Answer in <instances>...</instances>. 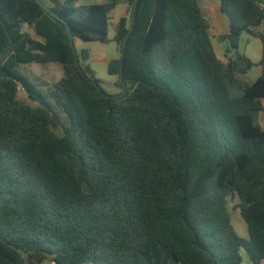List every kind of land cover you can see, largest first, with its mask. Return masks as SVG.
I'll return each instance as SVG.
<instances>
[{
    "label": "trees",
    "instance_id": "obj_1",
    "mask_svg": "<svg viewBox=\"0 0 264 264\" xmlns=\"http://www.w3.org/2000/svg\"><path fill=\"white\" fill-rule=\"evenodd\" d=\"M50 2L60 19L0 0V264H242V251L264 264L263 0H220L227 61L200 0ZM121 4L108 73L126 92L112 96L77 63L66 24L74 40L108 43ZM245 33L262 41L258 63L239 53ZM33 63L61 65L50 96L67 123L20 70Z\"/></svg>",
    "mask_w": 264,
    "mask_h": 264
},
{
    "label": "rangeland",
    "instance_id": "obj_2",
    "mask_svg": "<svg viewBox=\"0 0 264 264\" xmlns=\"http://www.w3.org/2000/svg\"><path fill=\"white\" fill-rule=\"evenodd\" d=\"M86 0H79V5H84ZM47 3V2H46ZM81 3V4H80ZM90 3V2H87ZM125 4L117 7L113 14V20L111 21L109 30V40L108 43L100 42H85L81 39H75V48L80 56V62L85 66H89L91 71L94 73L95 78L100 82V86L112 96H117L121 94L122 90L118 86V77L112 76L108 73V65L111 61L120 58V51L118 45L115 42V35L117 28L119 27V19L122 17ZM34 37L41 39L33 30L28 29ZM248 35L247 33L244 34ZM217 45V44H216ZM225 45L222 43V46ZM83 50H88L90 52V58L87 61H83L81 54ZM239 53H243V45L240 46ZM235 55V54H234ZM233 55V56H234ZM223 57V56H222ZM225 58V57H224ZM20 70L27 74V76L39 87V89L48 96L50 101L54 104L55 111L62 117L65 123H67V116L60 109L59 100L53 96H50L51 90L54 89L56 85L63 77L64 71L59 63H45V64H30L20 66ZM58 97H61L59 92H54ZM18 98L27 102L32 107H37L38 104L30 100L23 89L19 90ZM260 121L264 125V113L260 115ZM58 134H62V130L56 131ZM239 204V199L237 196H230L228 198V208L232 216V224L236 229L240 237L244 239H249L248 227L242 218L240 211L237 209ZM243 261L242 264H250V260L245 253L242 251ZM44 264H52L50 262H45ZM91 264V263H89Z\"/></svg>",
    "mask_w": 264,
    "mask_h": 264
},
{
    "label": "crops",
    "instance_id": "obj_3",
    "mask_svg": "<svg viewBox=\"0 0 264 264\" xmlns=\"http://www.w3.org/2000/svg\"><path fill=\"white\" fill-rule=\"evenodd\" d=\"M42 1L44 3L47 2L46 3L47 5H51L50 0H42ZM86 1L90 2V3L85 2L84 5L101 4V3H106L109 0H86ZM78 2H79V0H78ZM263 7H264V0H263ZM200 8L202 10L203 16L206 19H208V21L210 22L211 28H210L209 33L211 36L212 45H213V48L215 50L216 55L218 56V58L220 60L227 61V59L225 57L226 43H223L225 45L222 46V43H220L218 41V37L229 31L230 24H229V20H228L227 16L221 11L220 0H200ZM113 14H114V12L112 13L111 21L113 20ZM123 17H129V9H128L127 5H126V8L124 9L122 17L119 19L118 24H120V20ZM111 21H110V25L112 23ZM259 29H260V31L264 32V23L261 25V27ZM109 30H110V28H109ZM242 45H243V53L242 54L246 55L248 58H250L255 63H258L261 60L262 55H263V44H262V41L260 39L251 37L249 34L245 35V37L243 35L240 46H242ZM261 74H262V69H261V67L257 66L255 68H253L246 75H243L242 78L247 83L252 84L261 76ZM235 95H239V94L235 93ZM262 103L264 106V99L262 100ZM260 123H261V121H260ZM261 125L264 128V125L262 123H261Z\"/></svg>",
    "mask_w": 264,
    "mask_h": 264
},
{
    "label": "water",
    "instance_id": "obj_4",
    "mask_svg": "<svg viewBox=\"0 0 264 264\" xmlns=\"http://www.w3.org/2000/svg\"><path fill=\"white\" fill-rule=\"evenodd\" d=\"M36 2L38 4H40L42 6V8L44 10H46L47 12H49L53 17L60 19L58 14L56 12H54L52 10V8L49 5H47L46 3H44L42 0H36ZM134 17H135V11H133V14H132V22L134 21ZM66 27H67V30H68V36H69V41H70V45H71L72 51H73V53H74V55H75V57L77 59V63L79 64L80 61L78 59V53H77L76 48H75V41H74L73 33L71 31V28H70L69 24H66ZM132 28L133 27H131V30H132ZM125 92H126V88H124V90H123L121 95H123Z\"/></svg>",
    "mask_w": 264,
    "mask_h": 264
}]
</instances>
